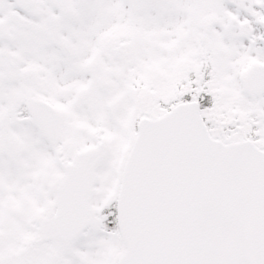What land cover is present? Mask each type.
Here are the masks:
<instances>
[{
  "label": "snow or ice",
  "instance_id": "6c2138e0",
  "mask_svg": "<svg viewBox=\"0 0 264 264\" xmlns=\"http://www.w3.org/2000/svg\"><path fill=\"white\" fill-rule=\"evenodd\" d=\"M0 264H264V0H0Z\"/></svg>",
  "mask_w": 264,
  "mask_h": 264
}]
</instances>
